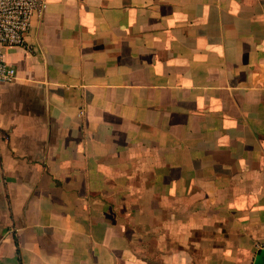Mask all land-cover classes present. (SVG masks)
<instances>
[{"label": "crops", "instance_id": "0c3cea01", "mask_svg": "<svg viewBox=\"0 0 264 264\" xmlns=\"http://www.w3.org/2000/svg\"><path fill=\"white\" fill-rule=\"evenodd\" d=\"M3 48L0 264H264V0H41Z\"/></svg>", "mask_w": 264, "mask_h": 264}, {"label": "built area", "instance_id": "2783aa9c", "mask_svg": "<svg viewBox=\"0 0 264 264\" xmlns=\"http://www.w3.org/2000/svg\"><path fill=\"white\" fill-rule=\"evenodd\" d=\"M43 9L41 0H0V84L16 77L13 66L4 60L3 48L7 45H23L34 13ZM264 252V242L259 245Z\"/></svg>", "mask_w": 264, "mask_h": 264}]
</instances>
